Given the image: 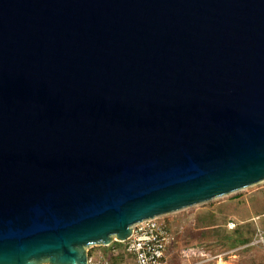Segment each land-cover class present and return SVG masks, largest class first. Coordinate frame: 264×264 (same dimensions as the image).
<instances>
[{
    "label": "water",
    "instance_id": "obj_1",
    "mask_svg": "<svg viewBox=\"0 0 264 264\" xmlns=\"http://www.w3.org/2000/svg\"><path fill=\"white\" fill-rule=\"evenodd\" d=\"M263 180L264 0H0V264Z\"/></svg>",
    "mask_w": 264,
    "mask_h": 264
},
{
    "label": "rangeland",
    "instance_id": "obj_2",
    "mask_svg": "<svg viewBox=\"0 0 264 264\" xmlns=\"http://www.w3.org/2000/svg\"><path fill=\"white\" fill-rule=\"evenodd\" d=\"M206 217L213 218V221L204 223L200 221ZM160 220L170 227L174 237L169 264L184 263L179 258V248L201 246L207 247L213 254L225 253L223 261L226 264H264V249L261 246L244 247L239 250L237 249L243 245L230 247L233 230L226 228L227 222L233 220L237 225L250 223L264 232V180L210 201L160 216ZM211 224L215 227L207 228ZM200 232H204L205 237H199ZM112 246L123 250L125 243L111 244L108 247L94 246L89 250L91 256L102 255L107 259ZM120 257L122 264H132L129 257L120 255L119 260ZM115 263L117 261L110 262V264Z\"/></svg>",
    "mask_w": 264,
    "mask_h": 264
},
{
    "label": "built area",
    "instance_id": "obj_3",
    "mask_svg": "<svg viewBox=\"0 0 264 264\" xmlns=\"http://www.w3.org/2000/svg\"><path fill=\"white\" fill-rule=\"evenodd\" d=\"M236 226L233 220L226 224L228 230H234ZM173 242L174 237L169 226L160 220V217H155L131 226V234L125 242H122L125 243V247L121 251L129 254L135 264H168ZM258 245L264 249V232L255 227L250 243L237 250ZM111 252L115 254L119 250L112 246ZM178 254L184 261L182 264H220L224 263L225 256V253L213 254L205 246L179 248ZM87 264H109V262L106 257L98 255L87 256Z\"/></svg>",
    "mask_w": 264,
    "mask_h": 264
},
{
    "label": "trees",
    "instance_id": "obj_4",
    "mask_svg": "<svg viewBox=\"0 0 264 264\" xmlns=\"http://www.w3.org/2000/svg\"><path fill=\"white\" fill-rule=\"evenodd\" d=\"M200 221H202L203 223L205 221H208V222L211 221L212 222L213 218L209 219L208 217H206V219L204 218V219H202ZM213 225L214 224H211L210 227H207V228L215 227ZM254 230H255V226L250 224V223L237 225L236 228L232 231L233 234L231 233L232 235L230 236V238H231V242L229 243L230 247H234V245H236V246L237 245L238 246H242L243 245L244 246V245H247L248 243H250V241L252 240V237H253ZM198 235H199V237H201V236L204 235V232H200V233H198ZM203 237H205V236H203ZM196 238H198V237L196 236ZM112 244L114 245V244H120V243L113 242ZM172 247H173V245H172ZM88 256H91V251L90 250H88ZM119 256L120 255H118L117 258H119ZM108 259L111 260L112 258L108 257ZM109 260H108V262H109Z\"/></svg>",
    "mask_w": 264,
    "mask_h": 264
},
{
    "label": "crops",
    "instance_id": "obj_5",
    "mask_svg": "<svg viewBox=\"0 0 264 264\" xmlns=\"http://www.w3.org/2000/svg\"><path fill=\"white\" fill-rule=\"evenodd\" d=\"M119 250V249H118ZM118 255H125L126 257H129L130 258V261L132 262V264H135V261H134V259L129 255V254H127V253H125V252H123V251H121V250H119V252L118 253H112L111 252V250H110V254L107 256V259H108V257H111L112 259L111 260H109V264H110V262L111 263H114V262H116L117 261V263L118 262H120L119 264H122L121 263V261H122V259H121V257H120V260L117 258V256ZM129 260V259H128ZM117 263H115V264H117ZM169 264V263H168Z\"/></svg>",
    "mask_w": 264,
    "mask_h": 264
},
{
    "label": "bare ground",
    "instance_id": "obj_6",
    "mask_svg": "<svg viewBox=\"0 0 264 264\" xmlns=\"http://www.w3.org/2000/svg\"><path fill=\"white\" fill-rule=\"evenodd\" d=\"M220 264H226V262H224V263H220Z\"/></svg>",
    "mask_w": 264,
    "mask_h": 264
}]
</instances>
